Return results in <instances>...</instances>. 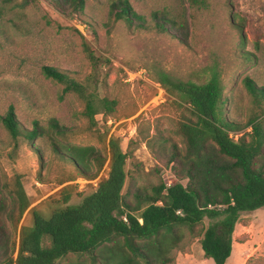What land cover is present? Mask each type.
I'll return each instance as SVG.
<instances>
[{"label":"rangeland","instance_id":"1","mask_svg":"<svg viewBox=\"0 0 264 264\" xmlns=\"http://www.w3.org/2000/svg\"><path fill=\"white\" fill-rule=\"evenodd\" d=\"M111 1L85 0L83 10L63 15L48 0H0V202L13 259L34 211L49 216L56 208L79 204L106 178L111 139L127 153L122 193L179 181L177 167L165 170L173 152L184 153L177 123L191 115L188 105L160 83L161 73L204 82L215 72L227 117L243 124L259 115L264 122V103L257 105L244 85L249 78L264 87V0H207L204 9L187 0H128L145 18L144 28L111 17ZM155 12L173 16L176 27L182 24L186 41L156 28ZM44 65L82 82L96 80L99 96L116 101L114 112L97 114L96 124H89L80 114L82 102L62 95V85L42 73ZM10 110L21 126L31 129L36 121L45 134L32 144L21 137L15 146L2 122ZM53 121L66 133L56 134ZM53 144L93 146L100 166L91 163L93 175L81 176ZM15 179L28 201L22 213L14 201ZM183 235L170 264H214L204 257L198 238ZM232 239L225 264H264V206L240 215ZM55 264L91 263L88 256L67 255Z\"/></svg>","mask_w":264,"mask_h":264},{"label":"trees","instance_id":"2","mask_svg":"<svg viewBox=\"0 0 264 264\" xmlns=\"http://www.w3.org/2000/svg\"><path fill=\"white\" fill-rule=\"evenodd\" d=\"M48 1L63 15L83 10L85 3ZM187 1L197 9L207 6V0ZM109 15L129 27L147 26L128 0H112ZM152 18L156 28L172 31L186 41V34L180 30L182 24L176 27L173 16L155 12ZM83 47L95 66V55L86 41ZM42 73L62 85V95L73 94L82 102L80 114L89 124H96L97 114L114 112L116 101L99 96L96 80L82 82L48 65L42 67ZM159 80L188 105L191 115L177 123L184 153L175 151L168 159L167 170L177 167L179 181H159L150 188L122 193L127 153L111 139L106 178L79 204L56 208L49 216L34 211L32 225L21 233L15 259L9 254L10 237L1 220L4 205L0 202V264H55L67 255L88 256L91 264H170L174 260L172 251L180 248L184 231L198 238L205 258L214 264L226 263L240 215L264 206V122L259 115L243 124L227 117L223 87L215 72L204 82L174 80L165 73ZM244 85L257 105L264 103V87L249 78L244 79ZM2 122L15 146L21 137L32 144L45 134L36 121L31 129L21 126L12 110ZM50 128L58 135L68 130L56 121ZM52 147L81 176L93 175L89 173L91 163L100 166V155L93 146ZM181 180H186L185 184ZM15 184L14 201L22 213L28 201L18 179ZM205 220L207 225L203 227Z\"/></svg>","mask_w":264,"mask_h":264},{"label":"built area","instance_id":"3","mask_svg":"<svg viewBox=\"0 0 264 264\" xmlns=\"http://www.w3.org/2000/svg\"><path fill=\"white\" fill-rule=\"evenodd\" d=\"M234 137L236 138L237 136L235 135ZM165 172H169V173H171L170 170H167V169L165 170ZM169 182H170V181H169ZM168 184H169V183H168Z\"/></svg>","mask_w":264,"mask_h":264}]
</instances>
